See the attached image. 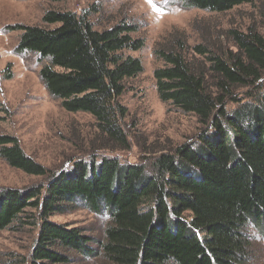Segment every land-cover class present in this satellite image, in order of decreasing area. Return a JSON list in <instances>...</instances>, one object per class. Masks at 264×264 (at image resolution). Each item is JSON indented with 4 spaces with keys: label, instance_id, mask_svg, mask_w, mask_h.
Masks as SVG:
<instances>
[{
    "label": "trees",
    "instance_id": "trees-1",
    "mask_svg": "<svg viewBox=\"0 0 264 264\" xmlns=\"http://www.w3.org/2000/svg\"><path fill=\"white\" fill-rule=\"evenodd\" d=\"M257 2L264 0H184L216 13ZM90 14L51 10L42 26L13 28L22 32L17 52L39 56L40 78L62 107L90 114L107 145L127 150L121 97L144 71L129 53L145 41L127 20L96 30ZM227 38L231 49L214 50L175 32L155 49L163 62L154 71L158 97L196 117L202 130L194 142L150 165L107 157L53 175L48 187L0 188V232L40 229L31 264H70L68 252L106 264H250V229L264 235V32L231 30ZM0 157L28 175H47L14 137L0 136ZM78 202L108 219L102 239L50 220Z\"/></svg>",
    "mask_w": 264,
    "mask_h": 264
},
{
    "label": "rangeland",
    "instance_id": "rangeland-1",
    "mask_svg": "<svg viewBox=\"0 0 264 264\" xmlns=\"http://www.w3.org/2000/svg\"><path fill=\"white\" fill-rule=\"evenodd\" d=\"M51 10L78 15L90 12L93 27L100 31L127 20L138 29L135 38L145 41L142 50L129 53L142 61L144 71L128 82L121 97L129 113L124 121L130 146L127 150L107 145L90 114L71 113L62 107L40 78L44 63L39 56L17 52L22 32L12 29L42 26L44 15ZM251 28L264 32V2L216 13L189 8L184 0H0V136L16 138L24 153L47 170L45 177L28 175L0 157V188L25 192L32 187H48L53 175L71 171L78 163H99L107 157L122 164L150 165L162 152L194 142L202 130L196 117L178 112L158 97L154 71L163 62L155 56V49L175 32H185L192 46L231 49L227 33H246ZM235 107L228 104L229 109ZM28 212L34 215L35 210ZM50 220L78 228L97 241L108 224L105 215L92 212L82 202L64 214L50 216ZM39 231L38 226H12L1 231L0 264H31ZM250 234V264H264V235L252 228ZM67 254L70 264H106L99 257Z\"/></svg>",
    "mask_w": 264,
    "mask_h": 264
}]
</instances>
